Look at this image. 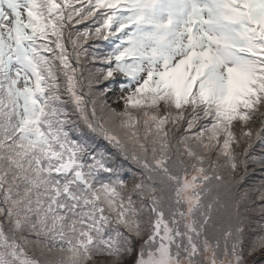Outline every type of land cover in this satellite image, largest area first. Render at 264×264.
I'll return each mask as SVG.
<instances>
[{"label": "snow or ice", "instance_id": "6c2138e0", "mask_svg": "<svg viewBox=\"0 0 264 264\" xmlns=\"http://www.w3.org/2000/svg\"><path fill=\"white\" fill-rule=\"evenodd\" d=\"M0 264H264V0H0Z\"/></svg>", "mask_w": 264, "mask_h": 264}, {"label": "trees", "instance_id": "16d2710c", "mask_svg": "<svg viewBox=\"0 0 264 264\" xmlns=\"http://www.w3.org/2000/svg\"><path fill=\"white\" fill-rule=\"evenodd\" d=\"M88 25H87V23L85 22V24H84V27H87ZM79 27V26H78Z\"/></svg>", "mask_w": 264, "mask_h": 264}]
</instances>
